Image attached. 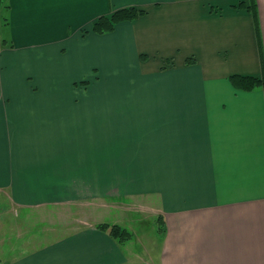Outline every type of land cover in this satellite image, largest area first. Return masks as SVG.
<instances>
[{
	"label": "crops",
	"instance_id": "0c3cea01",
	"mask_svg": "<svg viewBox=\"0 0 264 264\" xmlns=\"http://www.w3.org/2000/svg\"><path fill=\"white\" fill-rule=\"evenodd\" d=\"M240 1L4 0L0 199L10 210L154 200L159 264H264V83L230 80L264 78V0L256 18ZM123 7L145 12L91 30ZM101 222L119 224L0 264H129L128 242Z\"/></svg>",
	"mask_w": 264,
	"mask_h": 264
},
{
	"label": "rangeland",
	"instance_id": "374dc122",
	"mask_svg": "<svg viewBox=\"0 0 264 264\" xmlns=\"http://www.w3.org/2000/svg\"><path fill=\"white\" fill-rule=\"evenodd\" d=\"M149 204L121 209L105 202H82L38 210H10L8 201L0 199V208L7 209L0 210V261L13 259L91 223L106 220L119 222L131 232L126 241L131 253L129 264H159L161 225L156 211L150 208L154 207V200ZM130 210L138 213L132 214Z\"/></svg>",
	"mask_w": 264,
	"mask_h": 264
},
{
	"label": "trees",
	"instance_id": "16d2710c",
	"mask_svg": "<svg viewBox=\"0 0 264 264\" xmlns=\"http://www.w3.org/2000/svg\"><path fill=\"white\" fill-rule=\"evenodd\" d=\"M236 7L239 8H247L251 10L253 16L256 18V3L255 0H249L246 4L244 1H240ZM8 9V5L4 3V0H0V10ZM143 9L135 8V7H123L114 10L110 15H103L97 18L92 24L91 30L95 33H103L105 31H110L113 29L114 25L123 20H131L142 14H144ZM3 21H7V17L2 15ZM188 60H193V58H188ZM230 80L234 83V85L241 89H252L253 87L259 86L264 83V78H259L255 76H242V75H232L230 76ZM157 221L160 224L163 223L160 216H157ZM97 227L105 230L109 233L111 237L116 239L118 242L124 243L126 242L130 236L131 232L119 224L116 223H108L101 222L97 224Z\"/></svg>",
	"mask_w": 264,
	"mask_h": 264
}]
</instances>
